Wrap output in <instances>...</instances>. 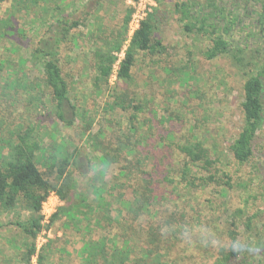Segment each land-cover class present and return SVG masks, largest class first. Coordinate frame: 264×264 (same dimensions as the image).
Instances as JSON below:
<instances>
[{"label": "rangeland", "instance_id": "1", "mask_svg": "<svg viewBox=\"0 0 264 264\" xmlns=\"http://www.w3.org/2000/svg\"><path fill=\"white\" fill-rule=\"evenodd\" d=\"M34 1L0 2V145L16 139L20 129L36 126L47 157L55 149L59 152L62 144L67 151L81 150L79 164L70 169L77 184L72 211L77 218V211L83 213L79 219H69L60 212L52 223L51 217L69 204L53 196L56 211L49 221L42 219L43 229L33 239L25 230L32 211L22 206L5 209L0 203V264H28L32 256L28 260L26 254L33 243L32 255L38 252L39 259L43 252L44 264H85L83 245L89 241H103L110 253L129 241L130 255L124 264H222L231 250L246 255L245 264H264V120L252 157L239 162L229 146L243 125L245 76L227 55L206 58L207 36L185 31L176 4L186 0H155L149 12H157L153 37L166 49L161 53L135 49L130 79H118V64L132 37L128 25L114 71L98 86L94 50L120 35L127 11L131 9L132 16L137 0ZM64 15L74 39L68 36L61 44L59 58L69 98L80 113L72 126L55 116L51 102L28 103L29 93L48 92L31 51L41 38L52 36L48 25ZM20 81L32 82L35 88L27 91ZM102 131L109 152L125 143L136 148L135 154L127 157L121 151L104 166L94 136ZM198 138L216 162L209 170L191 165L192 170L184 173L186 157L176 144ZM39 157L40 170L55 181L57 174L48 170L51 160L43 159L41 152ZM124 157L131 161L126 163L131 180L120 174ZM144 170L152 172L159 198L134 219L128 201L143 184ZM209 175L214 179L207 180ZM103 179L107 207L98 206L92 187ZM82 196L87 200L79 206ZM91 206L96 207L92 212ZM152 227L155 237L147 236ZM151 238L156 239L154 245Z\"/></svg>", "mask_w": 264, "mask_h": 264}, {"label": "trees", "instance_id": "2", "mask_svg": "<svg viewBox=\"0 0 264 264\" xmlns=\"http://www.w3.org/2000/svg\"><path fill=\"white\" fill-rule=\"evenodd\" d=\"M3 1L5 0H0V2ZM176 9L184 21V29L188 34L196 32L209 38L210 45L204 51L206 58L214 59L221 55H227L231 58L233 65L245 76L241 104L243 125L229 149L239 162H247L253 155V143L264 120V46H261L264 44V0H207L206 2L186 0L177 3ZM130 17L131 9L127 11L124 18L123 31L120 35L104 41L94 50L98 71L95 82L97 86L100 80L107 82L114 71L117 60L116 52L122 51ZM156 21L157 12L150 13L141 21L140 27L131 37L123 59L118 64V79H130L135 62V49L151 53L165 51L166 47L162 42L153 37ZM71 29L72 25L66 15L58 18L55 24L52 23L47 27L52 36L41 38L38 45L31 51L33 61L40 65L41 80L44 81L48 92L42 89V93L38 96L29 93L28 101L31 103L32 100L37 99L42 103L51 102L52 112L66 126H72L80 114L78 106L69 98V85L63 74L59 58L61 44L68 36L69 39H74ZM35 85L39 86L40 82ZM20 86L27 91L35 88L32 82L20 81ZM91 124L90 122L85 126L84 134L87 129L90 130ZM35 131H37L36 126L20 129L15 133L16 139L7 140V146L0 145V203L5 209L22 206L32 211L27 219L29 227L25 230L33 239L43 229L42 204L51 192H56L65 203L69 202L51 217L52 223L59 217L60 212H64L69 219H79L83 213L77 211V218L74 216L76 211H72L73 208H76L75 202L72 200V191L77 187V184L73 177V171L70 169L72 164H79L78 158L81 150L75 147L72 151H67L65 145L62 144L57 147L59 152L55 149V152L47 157L48 149L45 147L43 136L38 135ZM90 136L93 137V135ZM94 136L98 138V145H101L102 149H97L96 152H101L100 159L104 166H108L116 160V155L121 151L125 152L127 157L130 154H135L136 148L128 147V144L125 143H119L113 152H109L106 149L107 144L102 140L104 131ZM176 147L186 157L184 173L192 170L191 165L201 164L203 168L209 170L216 162L211 158L210 148L205 145L204 140L199 138L192 142L176 144ZM40 152L43 159L51 160L48 170L57 174L55 181L45 176L40 170L38 166ZM111 153L115 154L111 155ZM127 157H124L126 162L122 161L120 165V174L131 180L132 173L128 171L130 167L126 164H130L131 161ZM120 160L121 158L117 161L120 162ZM138 162H141L140 159ZM140 165L138 164V166ZM142 172L144 174L143 184L140 183L141 186L134 189L135 198L128 201V212L134 219L148 211L149 208L151 209L159 198V194L155 193L156 181L151 179L152 172L147 173L145 170ZM213 179V175L207 177V180ZM104 182L103 179L100 180V185H97L98 181L92 185L93 190L97 193L99 207H107L110 204L106 200L103 201L106 187L102 185ZM86 198L81 197L82 201L79 206L87 200ZM94 209L96 207L91 206L90 212ZM87 214L86 212L85 215ZM77 229L80 230L79 227ZM154 232L155 227H152L147 236H154ZM149 240L151 244H155L156 239ZM233 240H236V237ZM83 247L86 252L85 264H116L118 260H120L119 264H124L129 259L131 250L129 241H124L120 250L116 248L112 253L107 250L103 241L99 243L85 242ZM35 249L33 243L26 254L28 260ZM152 251L153 249H149V252ZM110 254H112V259L109 258ZM45 258L46 255L42 252L39 258L40 264H44ZM245 258L246 255L231 250L224 257L222 264H245Z\"/></svg>", "mask_w": 264, "mask_h": 264}, {"label": "built area", "instance_id": "3", "mask_svg": "<svg viewBox=\"0 0 264 264\" xmlns=\"http://www.w3.org/2000/svg\"><path fill=\"white\" fill-rule=\"evenodd\" d=\"M155 3H156L155 0H137L136 3H134L135 9L132 13V16L129 22L130 33L132 35L136 31V29L140 27L141 21H143L147 17L149 12L152 10V6L153 5L155 6ZM53 196L59 197L56 192H51L50 195L47 197V199L42 204V214L44 216L43 221L44 220L49 221V218L54 214V211H56L50 201ZM49 204L51 205L50 208H48ZM38 251H39V248H38ZM28 264H39L38 252L32 255V258Z\"/></svg>", "mask_w": 264, "mask_h": 264}, {"label": "crops", "instance_id": "4", "mask_svg": "<svg viewBox=\"0 0 264 264\" xmlns=\"http://www.w3.org/2000/svg\"><path fill=\"white\" fill-rule=\"evenodd\" d=\"M179 3H181V2H179Z\"/></svg>", "mask_w": 264, "mask_h": 264}]
</instances>
